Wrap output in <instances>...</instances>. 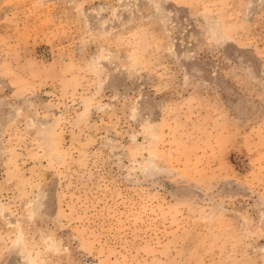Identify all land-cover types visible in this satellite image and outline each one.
<instances>
[{"label":"rangeland","instance_id":"374dc122","mask_svg":"<svg viewBox=\"0 0 264 264\" xmlns=\"http://www.w3.org/2000/svg\"><path fill=\"white\" fill-rule=\"evenodd\" d=\"M0 264H264V0H0Z\"/></svg>","mask_w":264,"mask_h":264}]
</instances>
